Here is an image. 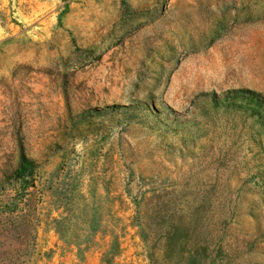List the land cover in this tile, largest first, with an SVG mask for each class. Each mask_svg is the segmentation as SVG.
<instances>
[{
    "label": "rangeland",
    "instance_id": "rangeland-1",
    "mask_svg": "<svg viewBox=\"0 0 264 264\" xmlns=\"http://www.w3.org/2000/svg\"><path fill=\"white\" fill-rule=\"evenodd\" d=\"M233 89L264 99V0H0V264H264Z\"/></svg>",
    "mask_w": 264,
    "mask_h": 264
},
{
    "label": "trees",
    "instance_id": "trees-1",
    "mask_svg": "<svg viewBox=\"0 0 264 264\" xmlns=\"http://www.w3.org/2000/svg\"><path fill=\"white\" fill-rule=\"evenodd\" d=\"M225 97H235V98H244L249 99L255 103L257 107H260L264 104V99H261L257 94L253 91L246 90V89H233L229 90L225 93ZM34 171V163L30 159H28L24 154H20L18 159L17 167L14 170V177L19 180H23L27 185H29V178L33 175ZM7 206V205H6ZM5 206V207H6ZM2 207H0V210ZM10 212H12L9 209ZM3 212V210H1ZM3 222H0V226L4 228L5 226H2Z\"/></svg>",
    "mask_w": 264,
    "mask_h": 264
}]
</instances>
